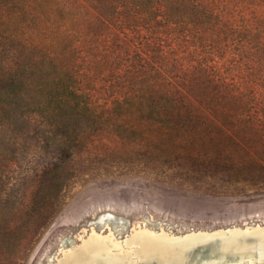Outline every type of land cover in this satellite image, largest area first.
<instances>
[{
	"label": "trees",
	"instance_id": "1",
	"mask_svg": "<svg viewBox=\"0 0 264 264\" xmlns=\"http://www.w3.org/2000/svg\"><path fill=\"white\" fill-rule=\"evenodd\" d=\"M92 28L110 32L103 46ZM91 53L119 73L109 93L128 127L243 145L264 131V0H0L3 155L26 137L67 160L102 129Z\"/></svg>",
	"mask_w": 264,
	"mask_h": 264
},
{
	"label": "rangeland",
	"instance_id": "2",
	"mask_svg": "<svg viewBox=\"0 0 264 264\" xmlns=\"http://www.w3.org/2000/svg\"><path fill=\"white\" fill-rule=\"evenodd\" d=\"M94 29L87 42L98 48L110 32ZM95 57L87 55L83 71L105 112L102 129L67 160L26 137L0 152V264L54 263L66 242L77 247L93 228L108 234L97 223L106 214L124 223L120 244L139 225L170 239L264 224V131H248L243 145L216 142L214 131L184 140L163 128L128 127L109 93V78L119 73Z\"/></svg>",
	"mask_w": 264,
	"mask_h": 264
},
{
	"label": "bare ground",
	"instance_id": "3",
	"mask_svg": "<svg viewBox=\"0 0 264 264\" xmlns=\"http://www.w3.org/2000/svg\"><path fill=\"white\" fill-rule=\"evenodd\" d=\"M97 223L106 224L109 233L93 228L77 247L73 241L66 242L57 261L51 264H193L189 254L216 241L214 257L201 264H264V224L172 235L170 239L165 238L164 229L139 225L120 244L116 233L123 230V221L106 214ZM231 257L233 260H228Z\"/></svg>",
	"mask_w": 264,
	"mask_h": 264
},
{
	"label": "water",
	"instance_id": "4",
	"mask_svg": "<svg viewBox=\"0 0 264 264\" xmlns=\"http://www.w3.org/2000/svg\"><path fill=\"white\" fill-rule=\"evenodd\" d=\"M217 243L218 241L209 243L207 245L199 246L195 251L189 254L191 257V261H193V264H201L204 261H207L210 258H213L214 255H212V253L213 252L216 253L217 245H218ZM228 260H233V258L232 257L228 258Z\"/></svg>",
	"mask_w": 264,
	"mask_h": 264
}]
</instances>
